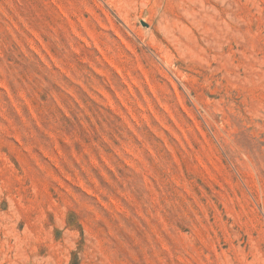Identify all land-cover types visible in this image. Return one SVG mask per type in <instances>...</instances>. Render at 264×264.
Instances as JSON below:
<instances>
[{
    "label": "rangeland",
    "instance_id": "1",
    "mask_svg": "<svg viewBox=\"0 0 264 264\" xmlns=\"http://www.w3.org/2000/svg\"><path fill=\"white\" fill-rule=\"evenodd\" d=\"M0 264H264V0H0Z\"/></svg>",
    "mask_w": 264,
    "mask_h": 264
},
{
    "label": "water",
    "instance_id": "2",
    "mask_svg": "<svg viewBox=\"0 0 264 264\" xmlns=\"http://www.w3.org/2000/svg\"><path fill=\"white\" fill-rule=\"evenodd\" d=\"M142 25L145 26V27L147 26L145 23H142Z\"/></svg>",
    "mask_w": 264,
    "mask_h": 264
}]
</instances>
